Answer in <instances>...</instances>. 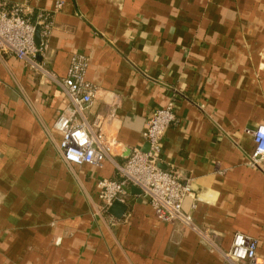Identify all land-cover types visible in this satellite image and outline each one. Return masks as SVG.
<instances>
[{"label": "crops", "instance_id": "obj_1", "mask_svg": "<svg viewBox=\"0 0 264 264\" xmlns=\"http://www.w3.org/2000/svg\"><path fill=\"white\" fill-rule=\"evenodd\" d=\"M3 1L51 11L53 27L49 74L0 55V264H222L236 232L264 264V160L249 164L248 131L264 124V0ZM74 53L97 87L85 115L103 117L100 167L66 163L53 127ZM170 101L159 165L190 181L198 230L161 221L134 186L122 216L101 208L98 181L149 149L147 116Z\"/></svg>", "mask_w": 264, "mask_h": 264}, {"label": "built area", "instance_id": "obj_2", "mask_svg": "<svg viewBox=\"0 0 264 264\" xmlns=\"http://www.w3.org/2000/svg\"><path fill=\"white\" fill-rule=\"evenodd\" d=\"M61 6V2L57 7ZM34 6L29 2L7 3L0 1V55H14L23 60L33 71L49 74L44 62L50 47L53 20L51 11H39L33 19ZM40 28V43L36 42V29ZM90 58L83 53H74L67 74L56 79L69 98L71 106L60 111L54 121V130L60 136L59 153L69 164L102 166L108 148L99 133L103 117L97 115L89 124L85 112L93 104L97 87L88 81L86 72ZM175 103L155 108L146 119L143 136L149 149L134 148L125 163L119 167V178H101L98 183L101 208L108 209L115 201H123L128 188H139L144 198L153 207L155 215L166 223H182L198 230L190 212L184 210V202L192 197L196 207L191 183L178 171L165 170L159 165V156L166 129L176 121ZM253 135L254 150L249 164L259 166L264 160V124L249 129ZM258 239L236 232L227 250L222 251V264H262L258 261Z\"/></svg>", "mask_w": 264, "mask_h": 264}, {"label": "water", "instance_id": "obj_3", "mask_svg": "<svg viewBox=\"0 0 264 264\" xmlns=\"http://www.w3.org/2000/svg\"><path fill=\"white\" fill-rule=\"evenodd\" d=\"M36 42L40 43V28L36 29ZM110 212L115 213L118 217L122 216V214L126 210V204L120 200H115L108 208Z\"/></svg>", "mask_w": 264, "mask_h": 264}]
</instances>
